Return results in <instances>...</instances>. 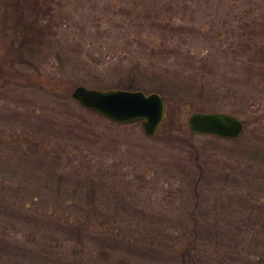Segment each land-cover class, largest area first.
<instances>
[{
    "label": "rangeland",
    "instance_id": "1",
    "mask_svg": "<svg viewBox=\"0 0 264 264\" xmlns=\"http://www.w3.org/2000/svg\"><path fill=\"white\" fill-rule=\"evenodd\" d=\"M80 84L161 92L158 135ZM0 264H264V0H0Z\"/></svg>",
    "mask_w": 264,
    "mask_h": 264
},
{
    "label": "water",
    "instance_id": "2",
    "mask_svg": "<svg viewBox=\"0 0 264 264\" xmlns=\"http://www.w3.org/2000/svg\"><path fill=\"white\" fill-rule=\"evenodd\" d=\"M71 96L83 107L118 123L139 122L149 137H155L164 121L167 101L158 92L77 85ZM236 114L221 111H196L188 116L191 133L235 137L243 130Z\"/></svg>",
    "mask_w": 264,
    "mask_h": 264
},
{
    "label": "trees",
    "instance_id": "3",
    "mask_svg": "<svg viewBox=\"0 0 264 264\" xmlns=\"http://www.w3.org/2000/svg\"><path fill=\"white\" fill-rule=\"evenodd\" d=\"M34 25H36V22H34Z\"/></svg>",
    "mask_w": 264,
    "mask_h": 264
},
{
    "label": "flooded vegetation",
    "instance_id": "4",
    "mask_svg": "<svg viewBox=\"0 0 264 264\" xmlns=\"http://www.w3.org/2000/svg\"><path fill=\"white\" fill-rule=\"evenodd\" d=\"M232 5H234V4H232ZM27 163V162H26ZM30 163V162H29ZM61 180V179H60Z\"/></svg>",
    "mask_w": 264,
    "mask_h": 264
}]
</instances>
